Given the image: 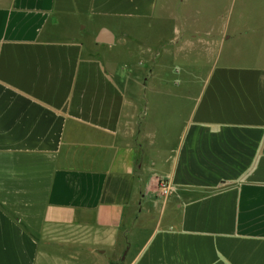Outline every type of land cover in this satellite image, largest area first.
Segmentation results:
<instances>
[{
  "label": "crops",
  "instance_id": "0c3cea01",
  "mask_svg": "<svg viewBox=\"0 0 264 264\" xmlns=\"http://www.w3.org/2000/svg\"><path fill=\"white\" fill-rule=\"evenodd\" d=\"M159 1L0 0V264H264V0Z\"/></svg>",
  "mask_w": 264,
  "mask_h": 264
},
{
  "label": "rangeland",
  "instance_id": "374dc122",
  "mask_svg": "<svg viewBox=\"0 0 264 264\" xmlns=\"http://www.w3.org/2000/svg\"><path fill=\"white\" fill-rule=\"evenodd\" d=\"M164 1V2H163ZM161 0L157 4V7L160 8V10L157 8L156 14L162 16L167 15L171 18L170 25H165L167 27H176L181 28L184 30V35L180 37L181 43H187L190 42L194 37H196L195 42H202L203 39L208 38V32L209 30H212V41L218 40L219 36L213 34V30H218L219 25L221 24V16L225 14L226 4H224V0ZM160 27L161 24L156 20H149L147 23L144 22H137V24H133L131 27L134 31L139 32V34H131L130 37H132V41L138 45H144L145 43V36L141 37L140 31L141 29L145 28H157ZM114 28V26H112ZM166 27V28H167ZM145 31L142 32V34ZM149 32H146V34L149 38H153V34H148ZM145 34V35H146ZM217 51H215L216 53ZM194 54L193 51L187 50V51H179L178 52H169V55L166 56L165 54V62H163V67L165 69V74L168 75L170 72L173 71V65H176L175 62H172V58L174 59L176 54H179L181 56V59H187V54ZM196 54H199V51H195ZM214 53V52H213ZM214 53V54H215ZM220 53V52H219ZM226 53L223 52V54ZM108 56H112L111 53H107ZM118 56V52H117ZM182 63V62H180ZM187 64V62H183ZM176 68V67H175Z\"/></svg>",
  "mask_w": 264,
  "mask_h": 264
},
{
  "label": "water",
  "instance_id": "95a60500",
  "mask_svg": "<svg viewBox=\"0 0 264 264\" xmlns=\"http://www.w3.org/2000/svg\"><path fill=\"white\" fill-rule=\"evenodd\" d=\"M95 42L99 44H111L113 42V35L109 30L103 28L98 32Z\"/></svg>",
  "mask_w": 264,
  "mask_h": 264
},
{
  "label": "built area",
  "instance_id": "2783aa9c",
  "mask_svg": "<svg viewBox=\"0 0 264 264\" xmlns=\"http://www.w3.org/2000/svg\"><path fill=\"white\" fill-rule=\"evenodd\" d=\"M168 193V185L166 183L159 184V195L165 197Z\"/></svg>",
  "mask_w": 264,
  "mask_h": 264
}]
</instances>
